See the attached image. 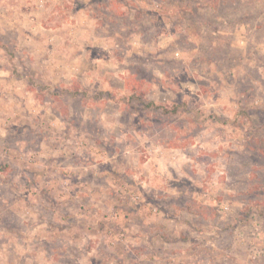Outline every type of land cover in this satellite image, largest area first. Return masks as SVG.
I'll use <instances>...</instances> for the list:
<instances>
[{
	"label": "rangeland",
	"instance_id": "obj_1",
	"mask_svg": "<svg viewBox=\"0 0 264 264\" xmlns=\"http://www.w3.org/2000/svg\"><path fill=\"white\" fill-rule=\"evenodd\" d=\"M0 264H264V0H0Z\"/></svg>",
	"mask_w": 264,
	"mask_h": 264
}]
</instances>
